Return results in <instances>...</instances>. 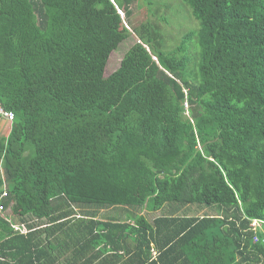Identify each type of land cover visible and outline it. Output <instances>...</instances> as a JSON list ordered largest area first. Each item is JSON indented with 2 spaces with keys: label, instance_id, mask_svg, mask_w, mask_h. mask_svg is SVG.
<instances>
[{
  "label": "trees",
  "instance_id": "obj_1",
  "mask_svg": "<svg viewBox=\"0 0 264 264\" xmlns=\"http://www.w3.org/2000/svg\"><path fill=\"white\" fill-rule=\"evenodd\" d=\"M137 1L0 0V264H264V0Z\"/></svg>",
  "mask_w": 264,
  "mask_h": 264
},
{
  "label": "rangeland",
  "instance_id": "obj_2",
  "mask_svg": "<svg viewBox=\"0 0 264 264\" xmlns=\"http://www.w3.org/2000/svg\"><path fill=\"white\" fill-rule=\"evenodd\" d=\"M147 8H148V5H147L146 0H138L136 3H134V5H132L134 21H142V20L147 19ZM148 18L154 19V17L150 15H148ZM152 21H155V20H152ZM170 27L166 26L165 29H169ZM180 36H181L180 34L177 35V37H180ZM135 40L136 38L134 37V35H131V37H129L126 41H124L122 44L119 45L118 50L111 53L107 66H106L105 76L110 75L112 72H114L119 67L120 61L124 53L128 50V48L133 44ZM175 42L176 41L174 40L171 46H174V44H176ZM8 127L9 125L7 124V122L0 119V138L1 136L5 134ZM196 209H197V206L187 207V213L188 214L196 213V215H203L206 213L205 210H200V211L195 212ZM76 210L80 211L79 208H76ZM12 211H13V207H12V203H10L6 209L0 210V215L3 216L4 218H11L10 216L12 215ZM119 211L120 209H114V208L99 209V210H96V216L100 219H108V218L117 216L116 219L118 220H126V216L124 215V212L122 210L120 212ZM141 213L144 216H146V218L149 221H151L156 216L162 215V212L151 214V213H146L144 210H142ZM209 214H213V213L211 212Z\"/></svg>",
  "mask_w": 264,
  "mask_h": 264
},
{
  "label": "built area",
  "instance_id": "obj_3",
  "mask_svg": "<svg viewBox=\"0 0 264 264\" xmlns=\"http://www.w3.org/2000/svg\"><path fill=\"white\" fill-rule=\"evenodd\" d=\"M0 116H2L3 118H5L6 120H8L9 122L13 120V115L11 112H6V111H3L1 108H0ZM2 198L6 197V192L4 191L1 195ZM2 208L0 207V210ZM264 222L263 221H260V220H252V222H250V227L253 228V229H256L257 228H262ZM257 239L255 238V241Z\"/></svg>",
  "mask_w": 264,
  "mask_h": 264
}]
</instances>
